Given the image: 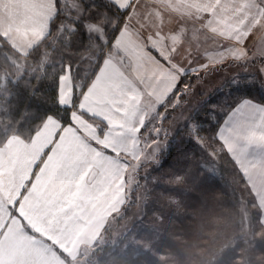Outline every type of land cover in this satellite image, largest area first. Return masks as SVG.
I'll return each mask as SVG.
<instances>
[{"label":"crops","instance_id":"0c3cea01","mask_svg":"<svg viewBox=\"0 0 264 264\" xmlns=\"http://www.w3.org/2000/svg\"><path fill=\"white\" fill-rule=\"evenodd\" d=\"M109 1L124 15L88 81L75 90L68 67L59 78L60 105L70 108L71 116L82 115L83 118L77 119L75 127L68 131V124L64 121L62 123L55 117H48L44 127L34 134L30 143L10 137L6 146L0 148V188L5 190V194H0V264L4 263L5 251L14 250L11 243L16 242L17 227L24 224L31 230L34 228L33 231L38 234L54 230L58 236L55 238L56 245H53L55 249L66 250L68 241L79 243L81 228L87 223H83L82 218H89L92 211L96 210V205L103 206L98 202L112 199L116 189L113 185L123 186L122 172L118 171V168L125 165L122 158L128 162L129 155L146 151L150 128L146 126L147 119L143 118L148 112L145 106L151 103L150 100L156 99L160 105L167 102L176 105L178 78L186 74L198 75L202 73V68L208 71L220 62L225 63L224 57L228 53L226 48L233 53L241 50L240 30L245 22L249 19V25L254 26L257 22L256 14L252 20L253 13L258 9L257 2L251 0H244L247 4L243 5V10L240 0ZM57 11L56 0H0V37L20 55H26L46 37ZM150 16L156 25L149 32L154 34L151 47L143 36L147 32ZM226 39L234 42L237 48L233 44L225 47ZM140 40L142 42L137 43ZM210 42L216 43L212 50ZM114 48L116 55L108 57L107 52ZM239 54L230 55L228 59L244 58ZM118 58L128 59L129 64H120ZM133 80L139 84V91L130 90V82ZM98 110L100 118L94 115ZM231 114L234 120L231 123L227 117L219 129L218 138L232 155L246 183L257 191L253 193L258 201L264 205V180L261 179L264 175V106L242 99ZM84 116L97 120L90 125ZM101 125L106 130L99 133L98 127ZM63 129L64 151L69 159L70 152L74 154L75 164L71 166V173L75 180V191L70 189L67 198L60 194V188L50 195L52 202H40V194L47 192L48 181L45 175L35 181L34 188L30 182L28 198L25 196L22 201L21 196L16 194V182H22V175L17 179L15 167L23 169L25 178L29 176L32 180L35 151L50 143L51 131L60 132ZM84 138L86 141H83ZM106 151L114 152L117 156L106 157ZM94 152L95 161L92 159ZM17 157L20 160L18 164ZM61 159L59 152L52 157L49 166L54 167L53 162L60 163ZM131 161L138 163L137 159ZM250 163L258 165L257 173L248 172ZM99 170L102 172L98 173ZM81 171H84V175ZM97 174L104 181L99 187ZM82 178L86 183L94 182L96 188L93 192L79 189ZM47 219L65 220L66 223L62 229H50ZM11 221L13 225L6 237ZM35 244L41 245L36 248L40 255L45 256L44 264L56 263L57 256L46 243L37 241Z\"/></svg>","mask_w":264,"mask_h":264},{"label":"trees","instance_id":"16d2710c","mask_svg":"<svg viewBox=\"0 0 264 264\" xmlns=\"http://www.w3.org/2000/svg\"><path fill=\"white\" fill-rule=\"evenodd\" d=\"M56 1L48 34L28 54L20 55L0 37V147L11 136L29 143L48 117L65 119L69 108L58 100L60 76L69 66L74 89L82 86L91 71L87 58L97 59L103 45L97 38L91 47L83 23L102 24L106 44L124 15L109 0H81L84 14L67 31L64 5ZM256 64L264 66L263 59L230 61L218 69ZM260 72L227 77L235 76L233 87L224 80L203 95L192 88L194 76L180 82L178 105L162 113L158 153L139 165L130 182L125 176V203L114 225L124 223V229H114L111 239L93 247L84 264H264L258 256H264V226L253 209L254 195L218 138L242 99L264 106ZM180 108L187 118L170 134L164 124ZM121 219L126 223H117Z\"/></svg>","mask_w":264,"mask_h":264},{"label":"rangeland","instance_id":"374dc122","mask_svg":"<svg viewBox=\"0 0 264 264\" xmlns=\"http://www.w3.org/2000/svg\"><path fill=\"white\" fill-rule=\"evenodd\" d=\"M60 1V2H59ZM58 3L60 5V3H62L64 5V9H65V14H67V19H66V30L67 31H71L74 29V25H70V24H77L79 19L81 18V16L84 14V9L83 6L81 4V0H59ZM87 1V0H86ZM251 1H256V6H257V10L256 13H253L252 15V20L256 18L257 15V22L256 25H249V19L247 20V22H245V25L242 26V29L240 30V37H241V41L239 42L240 45V51L236 52L239 53V55L244 56V58H242L241 60H234L237 58H234L232 60L228 59L230 55L236 54L231 52V50H228V48H226L227 56L224 57V62H220L218 63V65H215L213 67H208V71L204 70L205 68H202V73L200 72L198 75H192L194 76V79L191 81V85L192 88L194 87V89H196L195 91H200L201 95L203 94H207L209 92H212L213 90L218 89L222 82L224 80H227V77L233 76V75H237L240 73H244V72H256L257 70L260 71V88L262 91H264V66L262 65H254V66H250V67H233V68H226V69H218L221 66H224L226 64H228L230 61L233 62H237V61H244L245 64H248L251 60H256V59H263L264 61V0H251ZM241 4V8L243 10V5L246 6L247 2H245L244 0H240ZM136 14V11L133 13V15ZM250 14V12H249ZM256 14V15H255ZM255 16V17H254ZM149 24L146 26V31L148 32H144L143 36L148 40L149 42V46L151 47L153 40H154V34L153 32L149 33L150 31H153V28L156 27V25L153 23L152 17H149ZM103 23V22H102ZM86 27V30L89 34L88 38L90 39L89 42H91V47L92 48H96V43L98 41V39L100 40V42L103 44L101 45L99 49V56L97 59H95L94 56H92L91 58H87V63L88 66L90 68V74L92 73V71L95 69L98 60L100 59L104 48L102 50V46H106L107 44H110L111 39L109 41L106 42L105 44V33H104V29L102 24H97V23H93V22H89V21H85L83 23ZM119 27V26H118ZM118 29V28H117ZM117 31V30H116ZM115 31V32H116ZM123 29L120 30V32H122ZM152 36V37H151ZM150 37V38H149ZM98 38V39H97ZM228 39H226L225 41V47L227 46H232L235 45V49L237 48L236 44H234V42H229L227 41ZM142 42L137 41V43ZM98 44V43H97ZM146 44V43H145ZM156 43L154 42V45ZM209 47L210 50H212L215 46L214 44H216L215 42H210L209 43ZM146 46V45H145ZM220 46V44L218 45ZM108 57H114L116 55V48L109 50L107 52ZM150 56V55H149ZM80 57H84V55L80 54ZM120 64H126V62L129 64V60L128 59H124L122 60L121 58L117 59ZM116 65V64H114ZM211 65V64H210ZM208 65V66H210ZM67 68V66L65 67ZM69 68V66H68ZM70 69V68H69ZM86 74V72H85ZM88 76V78H89ZM234 76V77H235ZM187 77V79H186ZM233 78L227 80L228 85L233 87L234 82L232 81ZM189 78H191L190 74H186L183 77L180 76L178 78V83H177V87L180 84V82H182L183 80H188ZM251 79V76H250ZM88 79L84 82H87ZM82 82V83H84ZM84 84L81 86L83 87ZM139 84L136 81H131L130 82V90L132 89H136L137 91H139ZM178 89V88H177ZM158 93L160 91H157ZM165 92V91H163ZM156 99V98H155ZM194 100H196V98H194ZM234 100V98H232V101ZM150 104L145 106V110H147L148 112L144 114L143 118L146 120V126H148V128H150L149 130V136L147 137L146 141H147V147H146V151L143 154H133V155H129L130 160L125 161L120 155L119 158H122V160L124 161L125 165L118 168V171L122 172V185L123 186H118L117 185H113L115 189V191L112 193L113 197L110 201H105L103 203L98 202V204H103V206H99L96 205V210L92 211L90 217L88 218H82V222L83 221H87V223H84L82 228H81V234H80V239H79V243L78 242H73V241H68L69 246L68 248H66V250H62V249H55L53 245H56V239L58 238V236L55 234L54 230H49V231H45L44 233H36L33 230H35L34 228H32L33 230L30 229V227L28 225H22L21 227H17V234H16V242L11 243L12 247L14 248V250L10 249L6 252V256L4 258V263L3 264H44L45 261V256L40 255L38 249L36 248V246L40 247L41 245L35 244V242H40V243H46L47 246H49V248L51 249L52 252H54V254L57 256L56 257V263L55 264H84L86 262V258L89 257V253H91L90 251L92 250V248H96L97 244H102L104 242H106L107 240L111 239L114 235V229L115 231H122L124 229V223L121 226H116L114 228V225L116 223V218L117 217H121V206L125 203L124 201V197H123V192H124V184H125V176L127 174V180H131V176L134 174V171H136L139 167L140 164L144 163L146 160L152 158L155 156V153H158L161 145L159 143V132L161 131L160 129V125L159 123H161L162 118L164 117V115H162V113H166V106H168V104L170 103H165L163 105H160L158 103V100H150ZM171 106H173V103L170 104ZM176 105H178V102L176 101ZM157 106V107H156ZM159 109V110H158ZM234 109V108H233ZM232 109V110H233ZM231 110V111H232ZM231 111L228 113V115L226 116L224 123L227 119V121H230L232 123V121L234 120V115L231 114ZM94 115H96L97 117L100 118L99 116V110L96 111L94 113ZM188 115L187 110L184 111L183 108L177 109L175 111V113L171 116V119L169 121H167L164 125H166L167 130L170 134H173L176 129L183 124V122L186 120ZM71 117V120H69V118ZM85 117V116H84ZM83 116L81 115L80 117H77L76 115H70V108H69V112L67 114V116L65 117L64 120H62V123L64 121V123L68 124L67 125V130L70 131V129H73L75 127L76 124V120L77 119H82ZM86 118V119H85ZM84 119L86 121H89V124L92 125L94 124V122H96V118L94 117H90L87 116ZM61 121V120H60ZM164 123V120H163ZM45 125V124H44ZM43 125V127H44ZM99 129V133H101L102 131L106 130V128H104L102 125L100 127H98ZM51 135V141L48 145L44 146L43 148L40 147L38 148V150L35 151L34 153V162H33V167L35 168L33 171V176H32V180H30L29 176H27L25 178L24 175V171L23 169H16V175H17V179L20 178V176L22 175V182H16V194H19V197L21 196L22 201L25 200V196H27L30 193V182L32 181L33 183V188L35 187V181L38 180L39 177L41 176H47V192L40 194V198L38 199L40 202H52L50 195L52 194V192L54 190H58L61 188L60 194L62 193V195H64L65 197L68 198V195L70 193V189H72V191H75L74 188H76V186L73 185L75 184V180L72 179V169L71 166L75 164L74 162V154L70 152L71 155V159H69L67 157L66 152L64 151L63 148V137H65V129L61 130L60 132H52ZM49 136V134H48ZM12 137V136H11ZM161 137V136H160ZM16 139L20 140L23 143H26L25 141L21 140L20 138L15 137ZM9 140V139H8ZM7 140V141H8ZM83 141H86V139L84 138ZM7 143V142H6ZM30 143V142H29ZM28 144V143H26ZM6 146V145H5ZM4 146V147H5ZM3 148V147H0ZM226 148V147H225ZM227 149V148H226ZM231 151V148H230ZM61 153L62 155V159L61 162H56L54 161L53 163L55 164L54 167H50L49 164L52 161V157L54 155H57V153ZM81 152V150H80ZM65 153V155H64ZM95 152L92 153V159L95 161ZM106 157L109 156H117L116 153L112 152H108L106 151L105 154ZM79 158V157H78ZM137 159L138 163H136L135 161H131ZM17 164L20 162L19 157H17L16 159ZM250 168L248 170V172H252V173H257V171H259L258 169V165L256 163H250L249 164ZM47 167H50V169L48 170ZM78 172V171H77ZM82 174L84 175V171H81ZM102 170H99L98 173H101ZM25 178V179H24ZM112 179H114V176L112 177ZM262 180H264V175H262L261 177ZM24 180V181H23ZM79 182V180H78ZM77 182V183H78ZM104 181L100 178V175L97 174V183H98V187L103 183ZM128 182V183H129ZM133 182V180H132ZM131 182V183H132ZM248 187L249 184L246 183ZM72 185V188H70ZM131 186V185H130ZM67 189H64V188ZM81 191L83 192H88L91 191L93 192L96 188L94 182H89L86 183L84 178H82L80 180V187ZM251 189L252 193L257 192L256 190L252 189L251 187L249 188ZM253 193V195H254ZM0 194H5V190L3 187L0 188ZM18 197V198H19ZM35 209V207L33 208ZM253 209H255V212H257L259 214V219L260 222L262 223V225L264 226V205L261 204V202L258 201L257 197L254 195V205H253ZM72 212L74 214V209H72ZM88 215V214H87ZM49 220V219H47ZM77 219H75V221H73V223L76 222ZM17 222H18V217H17ZM125 222V220H120L117 223H122ZM66 223V221L64 220H60V221H53V220H49L47 222L48 228L53 229L55 227H62L64 224ZM244 227L247 226V221L244 222ZM13 222L11 221L10 224L8 225V228L6 230L5 236L8 237L9 235V231L12 228ZM18 225V224H17ZM109 230V232L107 233V235H103L104 230ZM34 238H36L35 240H33ZM39 239V240H38ZM33 241V242H31ZM60 241V240H59ZM32 243V244H30ZM53 249V250H52ZM59 251H62V253L65 255L63 256ZM44 252V251H43ZM59 252V253H58ZM64 258H62V256ZM259 257H264L263 255H258ZM263 259V258H262ZM16 262V263H15Z\"/></svg>","mask_w":264,"mask_h":264}]
</instances>
